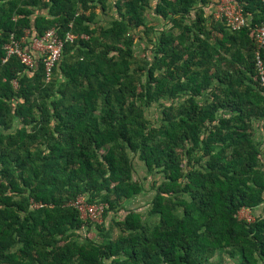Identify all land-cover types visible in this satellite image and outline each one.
Listing matches in <instances>:
<instances>
[{"label":"trees","instance_id":"trees-1","mask_svg":"<svg viewBox=\"0 0 264 264\" xmlns=\"http://www.w3.org/2000/svg\"><path fill=\"white\" fill-rule=\"evenodd\" d=\"M217 2L0 0V264H211L221 252L264 264V212L240 217L264 203L253 32L264 6L237 0L251 21L231 31L207 15ZM51 28L75 38L47 81L31 45ZM150 34L152 56L136 59ZM12 35L33 67L4 61ZM157 102L159 124L146 114ZM131 154L160 176L146 214L124 205L145 190ZM82 195L107 204L105 219L125 210L116 235L82 217L72 204Z\"/></svg>","mask_w":264,"mask_h":264},{"label":"built area","instance_id":"built-area-1","mask_svg":"<svg viewBox=\"0 0 264 264\" xmlns=\"http://www.w3.org/2000/svg\"><path fill=\"white\" fill-rule=\"evenodd\" d=\"M264 6V0H262ZM215 17L224 18L229 30H240L249 25L251 17L246 16L242 5L237 0H218L215 5ZM254 38L256 42L255 64L259 81L264 86V59L261 55V49L264 47V21L256 24L253 28ZM75 35L67 33L63 39L56 28H51L41 37L33 39L31 49L37 51L42 57L45 68V79L53 78L54 68L61 58L66 41H72ZM6 51V61L10 56L16 55L22 63L28 67H33L35 59L31 51H27L23 46V41L17 40L14 35L11 36L9 42L4 45ZM81 212L84 219H89L94 223H102L107 204L102 201L89 203L85 196H79L73 203ZM35 206H40L35 203ZM247 220H253L248 219ZM105 264V263H103Z\"/></svg>","mask_w":264,"mask_h":264},{"label":"rangeland","instance_id":"rangeland-1","mask_svg":"<svg viewBox=\"0 0 264 264\" xmlns=\"http://www.w3.org/2000/svg\"><path fill=\"white\" fill-rule=\"evenodd\" d=\"M215 12L217 11L214 10L212 11V15L215 17ZM114 15V10H108L107 13L99 11V22L101 24L106 25L107 22L110 20L111 16ZM147 23L156 25L157 27H161L163 25V21L160 17H157L152 13V11L147 10ZM145 37V36H144ZM153 37V34H150L149 37L146 36L143 39L137 38L136 43L134 46L135 50V58L138 60H142L145 57H151L152 56V48H151V40L150 38ZM160 102L166 103L167 100L163 99ZM160 102H157L153 106L147 108L146 114L147 117L150 118L152 123L159 124L161 122V116H162V104ZM18 121L16 122V125H18ZM257 140H261L260 138V131L257 129ZM264 152V151H263ZM133 157V162H134V177L136 179H139L140 181L143 182L145 185V190L141 192L140 194L136 195L134 198L129 199L124 202L125 207L130 208V207H137L139 208L143 213H147L149 207H150V202L154 194V190L151 189L152 183L155 179L160 180L159 174H152L147 171V168L145 167L143 161H141L138 157L137 154H131ZM264 212V203L261 204L260 206L256 208H243L240 212V217L243 218H248V219H254L256 216L260 215L261 213ZM125 214V210H120L119 213L114 214L113 212H110L109 216L105 219H103L105 222L106 227L111 226V234L116 235L119 231V228L116 226L114 220L117 218L122 217ZM84 232L86 230L84 229ZM86 233L89 234V236L100 239V235L98 234V229L96 228L95 225L91 228L90 231H87ZM238 258L237 257H232L229 253L227 252H221L217 253L213 258H212V263L211 264H237Z\"/></svg>","mask_w":264,"mask_h":264},{"label":"crops","instance_id":"crops-1","mask_svg":"<svg viewBox=\"0 0 264 264\" xmlns=\"http://www.w3.org/2000/svg\"><path fill=\"white\" fill-rule=\"evenodd\" d=\"M214 10V6L211 7V9L208 11L207 15L212 16V11ZM215 18V17H214Z\"/></svg>","mask_w":264,"mask_h":264}]
</instances>
